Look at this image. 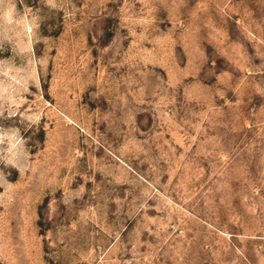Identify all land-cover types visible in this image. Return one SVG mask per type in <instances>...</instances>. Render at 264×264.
I'll return each instance as SVG.
<instances>
[{
	"label": "rangeland",
	"instance_id": "rangeland-1",
	"mask_svg": "<svg viewBox=\"0 0 264 264\" xmlns=\"http://www.w3.org/2000/svg\"><path fill=\"white\" fill-rule=\"evenodd\" d=\"M0 264H264V0H0Z\"/></svg>",
	"mask_w": 264,
	"mask_h": 264
}]
</instances>
